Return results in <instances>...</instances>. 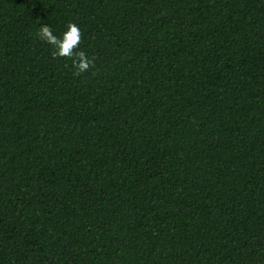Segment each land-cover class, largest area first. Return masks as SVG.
Returning a JSON list of instances; mask_svg holds the SVG:
<instances>
[{"label":"trees","instance_id":"16d2710c","mask_svg":"<svg viewBox=\"0 0 264 264\" xmlns=\"http://www.w3.org/2000/svg\"><path fill=\"white\" fill-rule=\"evenodd\" d=\"M0 264H264V0H0Z\"/></svg>","mask_w":264,"mask_h":264},{"label":"clouds","instance_id":"9594fccd","mask_svg":"<svg viewBox=\"0 0 264 264\" xmlns=\"http://www.w3.org/2000/svg\"><path fill=\"white\" fill-rule=\"evenodd\" d=\"M35 38L52 48V59H65L71 61L74 77L95 68V57L89 58L84 51H77L80 46L82 32L75 23H68L61 36L53 33L48 24H41L35 32Z\"/></svg>","mask_w":264,"mask_h":264}]
</instances>
